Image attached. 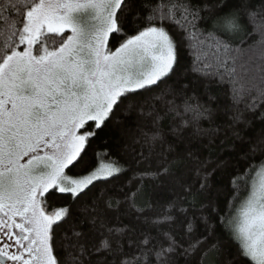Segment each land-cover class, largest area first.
<instances>
[{"label":"snow or ice","instance_id":"obj_1","mask_svg":"<svg viewBox=\"0 0 264 264\" xmlns=\"http://www.w3.org/2000/svg\"><path fill=\"white\" fill-rule=\"evenodd\" d=\"M189 73L207 102L169 85ZM118 112L144 122L134 169L88 158ZM250 115L264 120V0H0V264H264V139L212 205L234 256L184 207L222 166L200 159L217 118Z\"/></svg>","mask_w":264,"mask_h":264},{"label":"trees","instance_id":"obj_2","mask_svg":"<svg viewBox=\"0 0 264 264\" xmlns=\"http://www.w3.org/2000/svg\"><path fill=\"white\" fill-rule=\"evenodd\" d=\"M226 5V10H230V6L236 3V0H223ZM187 63L190 64L191 57L186 56ZM172 86H183L188 84V94L190 96L199 97L202 102H207V95L203 82H196L195 74L189 73L187 77H181L177 80L173 76L168 81ZM207 92L211 95L218 96L219 103H223L225 97L223 96L222 89L216 85H212ZM228 117H218L216 124L220 127L214 145L211 149H202L200 159L209 162V171L212 167L219 164L210 178L211 188L204 196L200 197L197 201H191L190 204H185L184 207L189 210V217L193 218L196 223L195 235L207 236L208 232L205 230L204 222L201 216H212L209 223L215 225V236H209V242H215L220 239L223 245V255L221 260L229 259V254L232 256L236 253V244L228 239L223 227L218 223V217L212 210V205L216 209L227 208V201L231 199L230 189L232 187L231 181L237 174H242L248 169L249 162L246 156L251 155V149L258 145L261 139H264V120L259 116H249L248 124H241L234 128H228ZM136 112H118L113 119L109 128L100 137L95 140L89 150L88 158L92 159L97 154L109 153L112 159L119 160L125 166L136 168L135 157L140 152V145L134 144L133 141L139 135V127L143 125ZM204 128H209L206 121L203 122ZM234 132H238L241 139H237ZM206 142V141H205ZM264 147V146H261ZM259 152L256 156L259 157ZM252 163H258V159H254ZM79 171V169H76ZM132 171H129L128 176L131 177ZM63 203V202H60ZM204 205H208L204 208ZM183 264V260L180 261ZM244 264H247L245 261Z\"/></svg>","mask_w":264,"mask_h":264}]
</instances>
